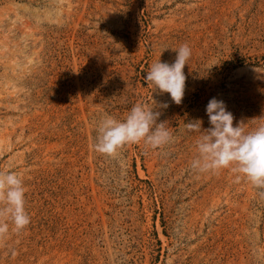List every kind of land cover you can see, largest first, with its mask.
<instances>
[{"label":"rangeland","instance_id":"374dc122","mask_svg":"<svg viewBox=\"0 0 264 264\" xmlns=\"http://www.w3.org/2000/svg\"><path fill=\"white\" fill-rule=\"evenodd\" d=\"M185 43L177 105L144 77ZM254 67L264 0H0V170L22 174L31 216L0 244V264H264V188L192 170L200 133L184 129L210 127L213 97L234 126L264 123ZM151 95L169 105L160 120L174 143L93 149L105 115L123 120Z\"/></svg>","mask_w":264,"mask_h":264},{"label":"clouds","instance_id":"9594fccd","mask_svg":"<svg viewBox=\"0 0 264 264\" xmlns=\"http://www.w3.org/2000/svg\"><path fill=\"white\" fill-rule=\"evenodd\" d=\"M171 49L177 53L174 61L157 60L146 72L144 80L152 86V93H168L171 100L180 105L186 89L184 69L189 65L192 50L187 43ZM253 71L264 73L256 67ZM168 107V103H158L151 95L149 102L134 104L123 120L105 115L98 124L93 149L107 156H115L126 145L141 141L151 149L174 143L175 136L169 121L160 120L163 110ZM206 114L210 125L206 129L202 128L203 120L200 118L184 124L186 131L200 133L196 140L198 156L192 160L191 169L199 173L231 169L237 174V181L242 175L254 186L264 188V123L253 129H247L244 121H238L234 126L233 113L227 110L223 100L215 97L209 100ZM259 119L264 121V116ZM25 193L22 174L0 170V244L7 241L10 231L20 233L31 222L25 207ZM10 251L13 256L16 255L14 249Z\"/></svg>","mask_w":264,"mask_h":264}]
</instances>
